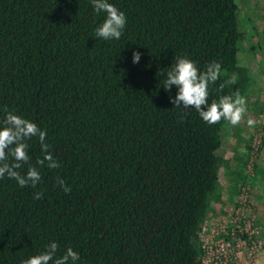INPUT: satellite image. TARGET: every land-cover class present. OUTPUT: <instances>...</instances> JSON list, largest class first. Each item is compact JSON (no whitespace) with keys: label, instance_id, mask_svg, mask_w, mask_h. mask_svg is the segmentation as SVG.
Listing matches in <instances>:
<instances>
[{"label":"trees","instance_id":"16d2710c","mask_svg":"<svg viewBox=\"0 0 264 264\" xmlns=\"http://www.w3.org/2000/svg\"><path fill=\"white\" fill-rule=\"evenodd\" d=\"M108 2L127 17L118 41L95 37L105 14L91 0H0V119L6 107L36 123L60 164L37 166L35 189L0 179V264H21L51 241L57 256L72 247L75 264H201L199 231L218 199L230 125L176 108L169 96L177 90L163 81L178 56L201 70L216 60L238 80L220 91L222 75L209 103L237 89L246 99L256 78L242 59L261 45L248 44L238 0ZM252 120L254 130L263 126ZM28 144L36 165L39 141ZM252 172L264 168L254 161ZM239 175L238 188L256 181Z\"/></svg>","mask_w":264,"mask_h":264},{"label":"clouds","instance_id":"9594fccd","mask_svg":"<svg viewBox=\"0 0 264 264\" xmlns=\"http://www.w3.org/2000/svg\"><path fill=\"white\" fill-rule=\"evenodd\" d=\"M91 5L97 14H105L103 22L94 30L95 37L105 41L120 40L127 24L125 13L108 0H91ZM141 55L139 51H133V64L140 62ZM222 75L228 78L219 85L220 91H223L225 86L237 83L238 74H229L222 70L221 63L216 60L206 64L201 70L191 59L178 56L166 72L163 88L168 92H171L173 87L176 88L175 97L169 96L170 102L176 108L182 111L195 110L208 125H215L224 120L234 128L241 123L247 112V101L240 91L237 89L231 95H221L211 103L208 99L209 86L215 85ZM4 112V117L0 119V179L7 176L8 179L15 180L20 188L35 189L42 180L39 168L56 169L60 164L49 151L45 130L6 107ZM247 123L251 127L255 122L249 119ZM33 138L39 141L42 152V158L37 159L36 165L31 163L29 155L28 141ZM24 166L27 168L22 174L19 170ZM57 183L65 194L71 192L70 186H67L62 178L58 177ZM33 198L42 199L43 192H34ZM58 250V243L51 241L44 251L23 259L21 264H75L80 259L72 247H67L60 256H57Z\"/></svg>","mask_w":264,"mask_h":264},{"label":"rangeland","instance_id":"374dc122","mask_svg":"<svg viewBox=\"0 0 264 264\" xmlns=\"http://www.w3.org/2000/svg\"><path fill=\"white\" fill-rule=\"evenodd\" d=\"M238 2L240 28L247 32L248 44L256 42V44L261 45V48H254L253 51L246 52L245 58L242 59L251 66L256 78L252 89L253 95L246 97L247 112L241 123L234 128L229 126L223 133V139L228 144V147L225 148L227 161L220 173L217 187L219 195L218 199L214 198L212 201L209 218L233 212L241 203V196H243L245 198L246 217L259 227L261 236L264 238V173L262 172L255 178V174L253 175L252 172L254 161L264 168V145H260L261 135L264 133V110L261 115L257 116L252 102L253 97H256L260 103L255 105L262 104L264 107V19L257 24L255 31L250 20H254V16L247 13L246 5L248 2L246 0H238ZM249 119H255L256 122H261L263 126L260 125L259 130L256 128L255 132L254 126L250 127L247 123ZM251 137L253 139L250 141L252 146L250 150L247 148V140ZM247 152H250V156L245 162L248 156ZM240 173L250 174L257 183L256 181L253 184L250 182L249 185L247 183L238 188L240 186ZM243 188H247V191Z\"/></svg>","mask_w":264,"mask_h":264},{"label":"built area","instance_id":"2783aa9c","mask_svg":"<svg viewBox=\"0 0 264 264\" xmlns=\"http://www.w3.org/2000/svg\"><path fill=\"white\" fill-rule=\"evenodd\" d=\"M228 214L207 218L199 235L201 264H264V238L246 217L245 198Z\"/></svg>","mask_w":264,"mask_h":264},{"label":"crops","instance_id":"0c3cea01","mask_svg":"<svg viewBox=\"0 0 264 264\" xmlns=\"http://www.w3.org/2000/svg\"><path fill=\"white\" fill-rule=\"evenodd\" d=\"M246 1L248 2L246 5V8H248L247 10V13H249L248 15L252 14L251 16H254V20L251 21V26L256 27L257 24L260 23L262 19H264V0H246Z\"/></svg>","mask_w":264,"mask_h":264}]
</instances>
